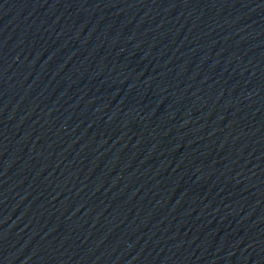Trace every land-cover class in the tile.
I'll use <instances>...</instances> for the list:
<instances>
[{
  "label": "water",
  "instance_id": "95a60500",
  "mask_svg": "<svg viewBox=\"0 0 264 264\" xmlns=\"http://www.w3.org/2000/svg\"><path fill=\"white\" fill-rule=\"evenodd\" d=\"M0 264H264V0H0Z\"/></svg>",
  "mask_w": 264,
  "mask_h": 264
}]
</instances>
